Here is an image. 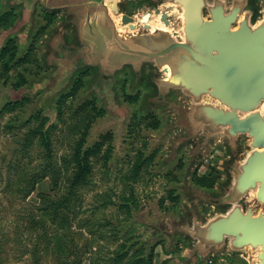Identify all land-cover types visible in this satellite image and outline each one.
<instances>
[{"label":"water","instance_id":"water-1","mask_svg":"<svg viewBox=\"0 0 264 264\" xmlns=\"http://www.w3.org/2000/svg\"><path fill=\"white\" fill-rule=\"evenodd\" d=\"M106 1L118 16V0ZM153 1L138 24L120 15L121 27L102 8H85L77 15V4L67 5L69 18L63 26L72 27L73 40L62 33L60 44L51 36L49 51L39 58L50 73L28 80L17 92L44 91L37 101L40 107L30 116L50 107L55 114L57 98L71 89L81 72L90 70L93 78L85 80L78 98L85 101L98 92L102 99L97 98V104L107 112L103 104H117L120 73L128 69L137 78L148 68L155 72L151 77L154 94L146 101L175 109L173 124L179 130L175 150L188 146L193 165L211 144L222 140L227 160H215L212 167L224 179L212 190L193 186L178 220L136 219L125 231L136 225L150 228L141 241L146 250L163 237L169 243L186 242L172 264H205L221 253L244 254L250 264H264V4L256 0ZM46 2L6 0L5 7L19 9L18 20L0 38V48L9 39H15L18 47L28 46L37 23L36 5L48 11L64 9ZM92 3L100 7L99 0H85L84 6ZM155 20L169 31L155 29ZM178 23L181 33L175 32ZM171 94L177 96L176 104L168 101ZM241 139L246 141L243 154ZM201 205L212 207L213 212L204 217ZM133 214L137 216L136 211Z\"/></svg>","mask_w":264,"mask_h":264},{"label":"rangeland","instance_id":"rangeland-1","mask_svg":"<svg viewBox=\"0 0 264 264\" xmlns=\"http://www.w3.org/2000/svg\"><path fill=\"white\" fill-rule=\"evenodd\" d=\"M149 1L153 0H145L136 10L135 17L138 18L149 10ZM259 4L263 5L264 0H260ZM5 6L6 3L0 4V14L10 9ZM35 7L37 23L28 46L19 45L8 72L3 71L0 61V107L6 101L21 99L24 95L29 97L21 107L0 114V243L4 250L0 254V264H31L29 251L33 250L36 243H39L41 252L43 247L48 248L42 253L41 264H56L58 256L52 252L50 239L56 227L50 219L40 217V195H48L51 199L59 197V189L55 184L60 183V188L64 189L65 182L62 179L74 169L71 156L83 135L87 141L85 146L91 147L99 143L100 149L98 154L90 157L92 169L88 183L80 187L70 199L67 210L68 229L64 232L67 236L68 255L61 260L65 259L68 264H136L139 256L146 258L152 250V264L175 263L184 252L186 242L178 239L169 243V239L163 237L150 244L143 252L141 241L151 229L136 225L132 232L124 235L121 227L136 219L149 223L178 220V213L183 211L184 204L188 202L187 195L194 189V176H211L215 179L213 189H216V184L224 179V175L214 170L212 165L215 160H227V156L222 140L211 144L202 158L193 165L188 146L175 150L179 131L173 124L175 109L164 105L156 107L146 101L147 97L154 94L151 77L155 72L149 68L137 78L128 69L118 75V105L106 107L101 100L107 110L106 114L93 116L92 108L96 106L97 98L102 99L98 92L94 93L89 103L78 98L79 91L68 94L59 104L56 117L52 107L44 110L43 113L53 123L46 130L52 165L47 176L35 185L33 192L26 196L24 192H16L14 187L21 173L30 172L33 166L43 162L41 158L45 145L42 146L40 137L37 136L39 138L33 142L35 146L31 149L30 140L27 147L23 146V142L30 131L41 126L40 119L26 120L30 113L40 107L37 101L44 91L34 88L17 92L11 90L10 86L21 83V79L25 81L37 79L43 74L48 75L51 69L42 68L39 58L49 51L48 44L53 41H49L51 36L60 43V36L65 34L64 23L57 21L43 35L41 27L44 22L39 12L44 5L38 4ZM15 11L18 17L19 9ZM14 22L15 16L2 26L0 38L12 29ZM27 53L28 61H21ZM92 78L90 76L85 80ZM137 92L140 93L138 101L128 103L127 95ZM168 101L176 104L177 96L171 94ZM105 102L107 103L106 99ZM185 103H181L182 108ZM148 114L160 120L156 131L146 129ZM240 145L243 154L246 152L245 139L240 140ZM152 154L153 159L145 162L135 174L133 165L137 157H142L141 162ZM194 169L195 174L191 176ZM134 211L137 213L136 217ZM200 211L204 217H208L213 208L201 205ZM44 232L48 235L43 240L40 236ZM123 245L127 247V254L118 263L117 255ZM238 263L240 262H234ZM205 264L230 263L226 261L225 255L218 254Z\"/></svg>","mask_w":264,"mask_h":264},{"label":"trees","instance_id":"trees-1","mask_svg":"<svg viewBox=\"0 0 264 264\" xmlns=\"http://www.w3.org/2000/svg\"><path fill=\"white\" fill-rule=\"evenodd\" d=\"M12 10V9H11ZM15 9H13L14 11ZM10 18H12V12L10 13L7 11L6 13L0 14V34L3 30L2 26L7 23ZM18 20V17L16 16V22ZM16 22L13 23V27L16 24ZM12 27V28H13ZM18 53V46L15 39H9L5 42V44L0 48V61L3 65V71L6 73L10 69V62L15 59L16 54ZM28 53L25 55L21 61H28ZM92 77V72L90 70H86L84 72H81L75 79L72 84L71 89L65 93L60 95L57 100L54 102V109H55V117L57 113H59V104L61 101L68 95V94H74L75 92H81L82 89L85 87V80L84 83L82 82L81 77L85 74H88ZM21 83H17L16 85L10 86L11 89L14 91L19 90L22 87H25L28 84V80L25 81L21 79ZM80 94V93H79ZM78 94V95H79ZM91 99V98H90ZM87 99L83 101L84 103H89V100ZM28 100L27 97H22L21 99L14 100V101H8L2 104L0 107V114L7 111H12L16 109L17 107H21L24 102ZM128 103H133L138 100V96H135L133 98H127ZM98 99L96 101V106L92 108L93 116L98 117L102 114H106L105 110L103 108H100L97 104ZM40 119L41 120V126L38 129H34L30 131V134L27 136V138L24 139L23 146L27 147L28 142L30 140V149L35 144H33L34 141H36V138L40 137V141L42 146L45 147L43 158H41V161H43L39 165L33 166V168L30 170V172H22L19 179L16 182L15 190L16 192H24V195H28L29 193L33 192L35 185L40 181L41 179L45 178L47 176V172L49 168L51 167V151H49L48 143L46 142V130L47 128L51 127L53 123H50V119L47 115L43 113V111H38L28 117L26 121H29L31 119ZM151 120L148 125H146L148 128L152 130H157L159 127V123L156 121V119ZM24 121V122H26ZM54 122V121H53ZM39 136V137H37ZM112 136V135H111ZM39 141V140H38ZM87 141L84 139V135L80 138L79 142L74 148V153L71 156L72 161L74 162V169L73 171L67 175L65 178H59L62 179L63 182H65L64 189L62 190L60 188V183L55 184V186L59 189L57 195L59 197L51 199L48 195H40L41 199V205L39 207L40 210V217L46 219H50L52 222H54V226L56 227L54 231H52L50 235L51 245H52V252L58 256L56 260V264H68L65 259L61 260L63 256L68 255V249H67V236L64 232L68 229V223H67V210L68 205L70 203V199L75 196L76 191L86 185L88 183V176L91 174V163H90V157L95 156L99 152V143H95L93 146H85V143ZM38 157L40 156L38 153L36 154ZM142 155V153H141ZM154 154L150 155L149 157H146L143 161L140 162L141 156H138L134 165H133V172L137 174L142 165L145 164V162H149L153 159ZM47 160V161H46ZM40 161V162H41ZM214 169V168H213ZM215 170V169H214ZM56 171L54 170V174ZM195 174V173H194ZM193 174V176H194ZM28 178V179H27ZM27 180V181H26ZM57 182V180L55 181ZM193 183L194 186L203 188L206 190H212L215 185V179L212 178L209 175L206 176H194ZM12 188V187H11ZM61 191V192H60ZM173 200L172 198H170ZM131 212L133 211L131 208H128ZM136 210V209H134ZM59 219V220H57ZM127 226V225H126ZM121 227V230L123 231V234H128L129 232H132L134 228L126 230L125 227ZM48 233L44 232L40 237V239H45L47 237ZM42 240V241H43ZM44 244V243H43ZM143 252H145V247L142 245ZM122 250L119 251L117 255L116 262H121L126 257L127 247L122 246ZM43 252L45 250H48V248L43 247ZM140 250V249H139ZM2 244L0 243V254L3 252ZM31 255V264H41V256L43 257V252H41L39 243H36L33 247V250L29 251ZM153 254L152 250H150L147 257H143V255L139 256V259L137 260L136 264H152ZM75 264V262L71 263Z\"/></svg>","mask_w":264,"mask_h":264},{"label":"flooded vegetation","instance_id":"flooded-vegetation-1","mask_svg":"<svg viewBox=\"0 0 264 264\" xmlns=\"http://www.w3.org/2000/svg\"><path fill=\"white\" fill-rule=\"evenodd\" d=\"M98 1V0H96ZM100 1V7H97L98 5L96 3H92L90 6H84L85 0H47L46 4L50 5V3L56 4V5H60L61 7H64V9H60L57 11H48V10H40L39 12V16L42 18L44 24L42 25L41 28H43V35H46L47 32L53 28V26L55 25V23L58 21H62L66 20L68 21L69 18V11H68V7L67 5L69 4H77V7H74L77 10V15L80 14L81 12H83L85 10V8L89 9L90 11L96 10L98 8H102L104 10L107 11V13H109L110 18L112 19V21L117 25L121 27V18L120 15L125 14L128 17H132L134 20V25L138 24L141 16L140 15L138 18L134 16L136 10H138L144 3L145 0H118L117 1V8L119 11V15L116 16L114 15V13L111 12L110 10V6L112 5V3H108L106 0H99ZM258 3L260 0H256ZM6 0H0V4L3 5V3H5ZM66 6V8H65ZM93 9V10H92ZM10 13L12 12V17L15 16V22H16V15H15V10L13 11V9H9L8 10ZM203 15L204 17H206V11L203 10ZM38 16V15H37ZM71 18H74L73 15H71ZM174 19V18H173ZM65 28V34L68 37V40H71L73 37V32H72V27L70 25H66L64 26ZM128 28V27H125ZM39 30V29H38ZM38 30L35 32V35L37 34ZM139 30H141V27H139ZM130 32H132L131 30H129ZM175 32L176 33H181V28L179 27V23L177 24V27L175 28ZM34 35V36H35ZM147 71V70H145ZM90 77L89 73L85 74L84 76L81 77L82 82L84 83V80L86 78ZM129 98H133L135 96H138V99L140 98V93L137 92L134 95H127ZM138 101V100H137ZM152 114V113H150ZM148 114V123L153 120L150 118L154 117V120L156 119V121L159 123L160 120L159 118L152 116ZM147 123V125H148ZM160 125V123H159ZM146 129L152 130L150 128H148L146 126ZM152 131H156V130H152ZM220 255H225V259L226 261H228L230 264H234L235 261H238L240 263L238 264H249V256H244V254H229V253H221Z\"/></svg>","mask_w":264,"mask_h":264},{"label":"bare ground","instance_id":"bare-ground-1","mask_svg":"<svg viewBox=\"0 0 264 264\" xmlns=\"http://www.w3.org/2000/svg\"><path fill=\"white\" fill-rule=\"evenodd\" d=\"M155 29H162V30H166L169 31V29L165 28L163 25L159 24L157 20H155V25H154ZM122 29V28H121ZM250 263V262H249Z\"/></svg>","mask_w":264,"mask_h":264}]
</instances>
